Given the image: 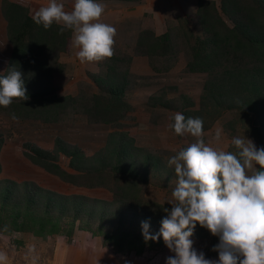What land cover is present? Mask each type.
<instances>
[{
  "label": "rangeland",
  "instance_id": "374dc122",
  "mask_svg": "<svg viewBox=\"0 0 264 264\" xmlns=\"http://www.w3.org/2000/svg\"><path fill=\"white\" fill-rule=\"evenodd\" d=\"M7 1L26 7L30 16L40 6L49 3V0ZM239 1L241 8L255 7L253 1ZM1 2L2 0L0 73L5 69L10 52ZM58 2L64 3L66 11H71L75 0ZM98 2L105 6L101 22L116 28L113 56L100 61L82 62L76 55L78 49L73 45L71 32L67 37L66 47L48 58L56 67L50 86L53 88V96H70L77 98V101L66 105L62 113L56 116L57 119L51 122L42 121L43 119L35 116L37 114L33 111L27 114L28 118L22 117L25 109L20 106H0V180H28L62 195H84L87 198L85 206L90 208L94 199H102L108 203L113 196L106 187L95 184L87 187L64 182L57 175L31 162L26 154H31L30 147L53 152L57 141H62L78 148L84 156H94L106 142L108 133L116 129L123 131L125 136L131 139L132 146L148 150L165 159L168 172L160 167L148 170L145 181L140 183L139 194L144 201H151L160 208L170 210L172 205L167 201L173 199L172 191L176 186L177 177L174 168L169 167L167 161L178 150L195 140L190 134L176 135L169 128L174 114L181 113V106L200 111L206 124L204 139L213 147L236 152L237 149L231 144L232 138L244 135L252 139L258 148L264 147V117L257 116L244 105L232 108L221 106L217 110L216 107H211L205 88L206 73L190 71L186 67L195 37L209 35L203 31L198 21V2L203 6L200 11L204 8L208 11L213 9L211 13H215L224 25H233L232 20L221 10V0ZM225 7L235 9L230 2ZM237 14H240V11L233 14V17L237 18ZM260 15L262 14H259L258 18L264 19V16ZM144 32H150L153 37H166V41H161L167 48L164 53L149 50V55L144 54L146 43L150 41L151 36ZM140 35L142 44L137 43ZM156 52L159 50L156 49ZM256 60V55L245 56L242 60L245 63H242L239 61V55L235 53V57L230 58L226 64L248 67ZM122 75L128 85L121 98L123 117L117 121L119 126L89 122L86 115L80 112L83 105L88 104L93 93L100 94L103 99L106 95L95 85L94 77L108 81L111 77L120 78ZM12 113L19 119L13 120ZM217 129L222 130L219 141L215 140ZM67 161L61 154L57 159L62 168L71 174H77V171L70 170L66 165ZM257 169L261 170L259 166ZM84 180L85 178H77V182ZM94 182L95 179H89V183ZM102 209L110 212L104 213L101 220L88 214L81 218L66 215L55 217L56 214H44L39 208L31 212L24 205L0 209V253L6 256L4 264H86L87 261H92L93 264H165L166 257L175 255L165 245L162 236L157 241L150 240L152 246L143 243L144 249L140 252L118 251L115 246L106 244L108 242L104 241L102 233L114 231L120 217L113 214L115 212L111 205L103 204ZM85 210L87 211L86 208ZM12 212L17 214L14 219H11ZM40 215H50L47 217L53 224L47 222L44 228L30 225L33 224L30 219ZM138 228L135 223L134 232L140 231ZM149 231L151 233L150 229ZM140 233L142 235V229ZM190 239L193 240V248L198 253L203 252L207 259L218 260V252L213 251L214 245L219 243L218 236L198 225ZM115 240L116 238L111 239L110 242L116 244L113 242Z\"/></svg>",
  "mask_w": 264,
  "mask_h": 264
},
{
  "label": "trees",
  "instance_id": "16d2710c",
  "mask_svg": "<svg viewBox=\"0 0 264 264\" xmlns=\"http://www.w3.org/2000/svg\"><path fill=\"white\" fill-rule=\"evenodd\" d=\"M221 1V10L232 20L233 25L231 27L224 25L215 13H211L213 9L208 11L204 8L200 11L203 6L201 7V3L198 2V21L203 31L208 32L209 35L202 38L195 37V44L191 47L192 53L186 62V67L190 71L206 73L205 88L211 107H216L217 110L221 106L232 108L244 105L257 116L264 117V19L258 18L259 14L264 16V0H250L255 4L252 8H241L239 0ZM229 2L235 7L234 10L225 7ZM1 9L6 22V37L10 44V52L0 76L6 75L12 66L20 70L25 81L26 95L29 97L25 101L14 98L11 106L25 109L22 117L28 118L27 114L33 111L37 114L35 116L43 119L42 121H55L56 116L62 113L66 105L69 106L70 103L77 101V98L70 96H53V88L50 86L52 73L56 67L48 58L66 47L71 30L61 32V26L55 23L45 30L42 25L34 23L26 7L14 2L2 0ZM239 11L238 17H233V14ZM144 33L150 34V32ZM141 37L140 35L137 40L138 44L143 43ZM161 41H166V37L158 38L151 35L144 54L149 55V50L154 53H164L167 48ZM158 44H160L159 48ZM156 49L159 52H156ZM235 53L239 55V61L242 63H245L242 61L245 56L256 55L257 60L248 67L226 64L230 58L235 57ZM94 83L106 95L103 99L100 94L93 93L91 100L87 105H83L80 112L86 115L89 122L118 127V120L123 117L121 98L128 85L124 75L120 78L111 77L108 81L95 76ZM62 100L65 102L63 103ZM179 110L186 118H202L199 110H189L186 106H181ZM213 112L216 113L214 110ZM204 126L206 124H203ZM1 143L0 139V145ZM30 152L31 154L28 153L26 156L31 162L57 175L64 182L87 187L94 184L102 185L109 190L113 198L108 203L102 199H94L92 202L94 207L90 208L85 206L87 198L84 195H62L28 180L15 181L6 178L0 180L1 210L24 205L31 212L39 208L44 214H56L55 217L66 215L81 218L88 214L90 217L94 216V219L101 220L104 213L110 212L102 209L103 204H108L114 208L113 214L120 218L117 219L118 224L114 231L102 233L104 241L108 242H105L106 244L115 246L118 251L134 250L135 252L144 249L143 243L152 246L150 240L145 242L143 235H140L141 222L148 221L151 233L156 234L161 228L162 218L167 213L158 204L142 199L139 194L140 183L145 181L146 173L150 169L160 167L168 172L165 159L148 150L132 146L131 139L127 138L123 131L116 129L108 133L106 142L94 156H84L78 148L62 141H57L53 152L36 147H30ZM60 154L68 159L66 165L70 170L77 171V174L69 173L58 164L57 159ZM77 178H85V180L77 182ZM89 179H95V182L89 183ZM16 215L12 212L11 219ZM50 215L31 218L33 224L30 225L44 228L46 223L51 221L47 217ZM135 223L139 227L137 230L140 231L134 232ZM115 238L113 242L116 244L111 243L110 240Z\"/></svg>",
  "mask_w": 264,
  "mask_h": 264
},
{
  "label": "clouds",
  "instance_id": "9594fccd",
  "mask_svg": "<svg viewBox=\"0 0 264 264\" xmlns=\"http://www.w3.org/2000/svg\"><path fill=\"white\" fill-rule=\"evenodd\" d=\"M105 6L98 0H75L71 11L63 2L49 0L32 15L34 23L45 30L54 23L60 31L71 30L76 55L82 62L100 61L114 54L116 28L101 22ZM23 73L14 66L0 76V106L9 107L14 98L26 95ZM13 120L19 118L11 114ZM169 128L176 135L190 134L194 142L172 155L167 164L174 168L177 183L172 191L171 209L161 220L158 233L151 234L150 223L141 222L145 242L161 236L174 256L165 264H264V147L252 139L233 137L236 152L206 143L203 120L186 118L177 112ZM217 129L215 140L221 139ZM199 224L219 237L213 251L218 260L207 259L193 248L194 230ZM6 256L0 253V264Z\"/></svg>",
  "mask_w": 264,
  "mask_h": 264
},
{
  "label": "crops",
  "instance_id": "0c3cea01",
  "mask_svg": "<svg viewBox=\"0 0 264 264\" xmlns=\"http://www.w3.org/2000/svg\"><path fill=\"white\" fill-rule=\"evenodd\" d=\"M86 264H93V263H92V261H87V263H86Z\"/></svg>",
  "mask_w": 264,
  "mask_h": 264
}]
</instances>
